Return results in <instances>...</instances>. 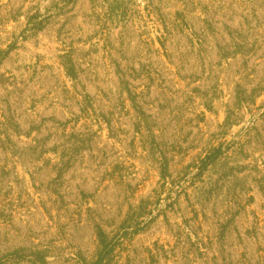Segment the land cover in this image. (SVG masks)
Instances as JSON below:
<instances>
[{
    "label": "rangeland",
    "instance_id": "374dc122",
    "mask_svg": "<svg viewBox=\"0 0 264 264\" xmlns=\"http://www.w3.org/2000/svg\"><path fill=\"white\" fill-rule=\"evenodd\" d=\"M101 238L264 264V0H0V264Z\"/></svg>",
    "mask_w": 264,
    "mask_h": 264
},
{
    "label": "trees",
    "instance_id": "16d2710c",
    "mask_svg": "<svg viewBox=\"0 0 264 264\" xmlns=\"http://www.w3.org/2000/svg\"><path fill=\"white\" fill-rule=\"evenodd\" d=\"M5 53H7V52H5ZM65 68H66L67 74L70 77L75 76L73 67L71 65L67 64ZM221 154H222V152L220 151L219 148L214 150L210 154H208L207 157L205 158V160L203 161L202 168H205V167L211 165L219 156H221ZM100 243H101V248L97 254V259L92 264H102L104 259L106 257H109V255L111 254L112 250L114 249V247L117 244V240H115V238H112L111 240L107 241V240L101 238Z\"/></svg>",
    "mask_w": 264,
    "mask_h": 264
}]
</instances>
